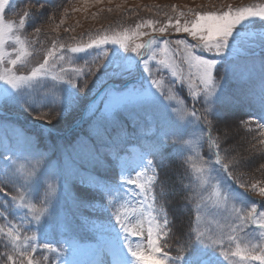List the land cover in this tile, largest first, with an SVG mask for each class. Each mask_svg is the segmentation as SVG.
I'll return each instance as SVG.
<instances>
[{
    "label": "snow or ice",
    "instance_id": "6c2138e0",
    "mask_svg": "<svg viewBox=\"0 0 264 264\" xmlns=\"http://www.w3.org/2000/svg\"><path fill=\"white\" fill-rule=\"evenodd\" d=\"M75 2L83 8L73 12H86L104 0ZM69 15L63 0H26L23 7L0 0V130L11 128L31 147L9 113L19 109L50 133L54 121L79 110L82 90L94 95L83 106L87 130L68 154L79 177L74 203L107 214L106 224L91 225V239L106 242L107 259L89 264H264V63L259 115L233 120L226 79L228 58L257 36L256 22L264 24V4L189 9L163 23L144 19L79 39L59 36ZM45 26L57 33L47 47L40 39ZM169 29L186 35L163 38ZM258 38L264 43V32ZM149 109L162 112L166 124H157L153 142L133 154L130 129ZM29 156L5 139L0 264H79L65 257L70 240L48 239L57 186L35 189L43 157ZM172 161L180 171L169 182L162 173Z\"/></svg>",
    "mask_w": 264,
    "mask_h": 264
},
{
    "label": "rangeland",
    "instance_id": "374dc122",
    "mask_svg": "<svg viewBox=\"0 0 264 264\" xmlns=\"http://www.w3.org/2000/svg\"><path fill=\"white\" fill-rule=\"evenodd\" d=\"M65 4L69 9L70 15L66 23L61 26L59 36L62 38L73 36L79 39L80 37L86 38L87 34L95 33L98 30L102 31L108 28H116L119 24L134 26L135 23L144 19H153L163 23L166 22L169 17L175 18L181 11L187 13L189 9L193 11H217L222 7L226 9L228 5L236 8L252 4H264V0H112V3H109L108 0H104L103 4L90 6L86 12L72 11L73 7L83 8V5L76 3L75 0H66ZM109 8L112 9L111 12L108 11ZM174 8L176 11H173ZM94 14L96 15L94 16ZM7 18L13 20L18 19V17L10 14H8ZM186 18L191 19L192 17L188 16ZM68 27L74 28V31L71 33L65 32L64 29ZM252 31L257 33V36L255 38L245 39L239 53L228 58L231 63V71L227 74L226 79L227 86L233 83H238V86L242 85V91L244 93L242 101L250 103L251 107L254 106L261 112L259 91L261 86L262 63H264V43L258 38V34L264 32V24L256 22ZM56 35L57 33L54 32L51 27L46 26L40 37L41 41L44 42V47L51 44V39H47V37H54ZM185 35L186 34L181 33L177 36L169 29V35L166 37L168 39H176ZM33 62L35 63L37 61L34 60ZM89 87H91V84ZM87 98L88 100L82 99V101L90 102L94 99V95L87 93ZM148 112L151 113V115L141 111L135 128L130 129L127 150L132 151L135 149L133 154L140 152L144 147L153 142L155 139L153 133L157 131V124L162 128L166 124V117L162 112L151 109H149ZM83 114L82 119L80 121H78V119V122H76V124L80 123L79 127H75V123L74 125L72 123V125L67 123L74 114H71L68 119L63 122H53L52 126L63 131L64 136L68 137L67 139L70 140V144H68L69 146L61 145V162L50 164L45 168H42L40 165L35 189L39 191L42 187H45L47 182H51L57 186V193L52 198V211L56 219V224L53 225L54 231L50 229L48 239L55 243L57 238L51 239V235L57 232L59 235L58 241L63 242L67 239L72 242V247H65L63 243H59L65 247V253L67 254L66 258L71 261L79 262V264H89V262L107 259L105 255L106 242L99 244L91 243L89 246H79L77 245L78 242L74 240L75 237L73 238L69 232L65 222V207L67 205H76L73 200V194L75 193L73 186H75L76 181L79 179L75 172L69 167L68 154L71 151L70 145L75 141L77 136L82 135L83 132L87 130V121L90 118V113H85L84 119ZM9 115H17L20 118L15 119L14 117L11 118V120L13 121L12 127L20 130L22 133L25 123H28L30 127L43 123L42 121H35L27 113L19 109L12 111ZM149 124L152 125V132H147ZM77 130L79 131L75 133ZM23 136H25L24 133ZM5 139H7L13 149H19L24 152L25 155H28L26 150L27 147L23 144V138L21 137L18 142L17 136L11 128L7 134H5L3 130H0V150L2 151H4ZM206 152L207 149L205 148V153ZM33 158L38 159L31 154L29 159ZM4 163L5 161L2 159L1 167ZM60 180L62 184L59 182ZM252 199L259 200L256 196H253ZM99 208H101V206ZM101 216L102 218L94 222L97 226L108 222L106 213H104V215L101 214Z\"/></svg>",
    "mask_w": 264,
    "mask_h": 264
},
{
    "label": "trees",
    "instance_id": "16d2710c",
    "mask_svg": "<svg viewBox=\"0 0 264 264\" xmlns=\"http://www.w3.org/2000/svg\"><path fill=\"white\" fill-rule=\"evenodd\" d=\"M65 1L66 0H63L64 3ZM55 2L59 4L62 2V0H55ZM25 3H26V0H16V4L18 7H23ZM227 95L233 99V103L229 105V110L232 114V118L234 121H238L239 119L247 118L253 115H259L261 113L256 107L254 106L251 107L250 103H245L242 101V98L244 96V93L242 91V85L238 86V83H233V84L228 85ZM81 96L83 97L84 100H88L86 90L81 91ZM87 103L89 102L88 101L81 102V107L79 108V110L76 113H74V116L70 117L71 120L67 122L69 123V125L71 123L74 125V123L76 124V122L82 119V114L84 113L83 106L86 105ZM49 127L52 128V131L50 133H43L39 125L32 126L30 128L24 126L23 128L24 130H22L25 136L30 138L32 141L31 147H27L26 149L27 153L30 152L33 156H36L38 159H40L42 156L43 157L41 161L42 168H45L46 166L50 164L61 162V156H62L61 145L67 146L68 144H70V140L67 139L68 137L64 136L63 131L57 128H54L52 125H49ZM77 132L78 130L75 133ZM2 152L3 151L0 150V153ZM1 162H2V158H0V167H1ZM179 171H180V166L178 162L172 161L171 167L166 169L162 173V178H167L169 182L175 181L176 175ZM59 175H60V172H59ZM112 175H114V172L109 171L106 174V177L110 178ZM255 176L257 179L260 178L259 173H256ZM60 178H61V175H60ZM59 182L62 184L61 180ZM76 185L77 184L73 186L74 192H76V188L78 187ZM43 191H44V187H42L38 192L42 194ZM256 197L259 198V200H261V197L259 196H256ZM177 203H182V201H177ZM100 206H101V203L99 202V200H97L95 202V208L101 209L99 208ZM170 207L172 206L170 205ZM172 210L175 211L177 214H182L179 208L173 207ZM65 211H66L65 213L66 225L72 237L73 238L75 237L74 240L78 242L77 245L89 246L91 243L98 244L96 240L91 239V237L94 235V231L91 225L92 223L102 218L101 216L102 211L97 212V211H92L91 209L86 210L83 208H78L76 205L75 206L67 205L65 207ZM58 237L59 235L57 232L51 235V239L57 238L55 243L58 241L59 239ZM101 243H104V242H101ZM58 246L63 247L60 244H58ZM0 251H2V248H0ZM66 255L67 254L65 253V257Z\"/></svg>",
    "mask_w": 264,
    "mask_h": 264
}]
</instances>
